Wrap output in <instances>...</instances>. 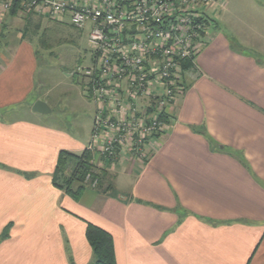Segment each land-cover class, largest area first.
Returning a JSON list of instances; mask_svg holds the SVG:
<instances>
[{
	"label": "crops",
	"instance_id": "crops-1",
	"mask_svg": "<svg viewBox=\"0 0 264 264\" xmlns=\"http://www.w3.org/2000/svg\"><path fill=\"white\" fill-rule=\"evenodd\" d=\"M215 8L166 132L143 160L94 154L100 186L74 198L52 174L61 150L91 142L95 104L77 84L84 127L53 120L62 97L37 76L27 36L29 22L51 18L0 7V264H92L88 222L111 234L116 264H264V24H230L236 8L264 14V0ZM36 100L50 111L32 110Z\"/></svg>",
	"mask_w": 264,
	"mask_h": 264
},
{
	"label": "built area",
	"instance_id": "built-area-1",
	"mask_svg": "<svg viewBox=\"0 0 264 264\" xmlns=\"http://www.w3.org/2000/svg\"><path fill=\"white\" fill-rule=\"evenodd\" d=\"M224 0H22L26 11L88 30L91 56L82 75L95 104L86 147L113 162L121 150L144 158V147L166 132L163 114L183 93L184 73L208 40V27ZM12 0H0L9 10ZM190 61L191 69L182 63ZM86 184L97 178L87 173Z\"/></svg>",
	"mask_w": 264,
	"mask_h": 264
},
{
	"label": "rangeland",
	"instance_id": "rangeland-1",
	"mask_svg": "<svg viewBox=\"0 0 264 264\" xmlns=\"http://www.w3.org/2000/svg\"><path fill=\"white\" fill-rule=\"evenodd\" d=\"M255 4L258 6L256 2ZM236 10L238 11L235 15L230 17V24L235 31L238 29L243 32L261 29V24H264L263 13L258 10L248 13L243 8H236ZM66 20L58 22L55 19L42 17L38 22L28 26L27 36L34 45V51L38 56L37 76L39 78L47 77L51 93L62 97L54 105L53 120L58 125H67L71 129L77 130L84 127L85 119L83 112H80L83 107L82 102L77 99L76 95L79 90L78 86L83 91L85 90L86 80L82 78V75H76V82H72V79L68 78L66 74L73 71L78 65H88L91 60V51L87 43L88 30L75 29ZM96 173L98 174L99 171ZM90 178L88 177L83 183L86 184ZM99 179L100 177L97 178L95 187L100 186Z\"/></svg>",
	"mask_w": 264,
	"mask_h": 264
},
{
	"label": "trees",
	"instance_id": "trees-1",
	"mask_svg": "<svg viewBox=\"0 0 264 264\" xmlns=\"http://www.w3.org/2000/svg\"><path fill=\"white\" fill-rule=\"evenodd\" d=\"M12 1V5L9 8L11 13H15L18 9H24L21 3L22 0ZM30 25L33 24L29 22L27 30ZM191 67L192 64L189 60L182 63V69L185 71L191 69ZM163 115L168 121L167 114ZM96 171H99V173L97 174ZM87 173L92 174V178H98L101 174V171L93 163L91 151L85 148L81 153L75 154L61 150L52 174V183L76 198L86 185L83 182ZM8 230L9 225H6L0 234V240L8 236ZM85 238L94 255L92 264H116L112 236L108 231L88 222L85 229Z\"/></svg>",
	"mask_w": 264,
	"mask_h": 264
},
{
	"label": "water",
	"instance_id": "water-1",
	"mask_svg": "<svg viewBox=\"0 0 264 264\" xmlns=\"http://www.w3.org/2000/svg\"><path fill=\"white\" fill-rule=\"evenodd\" d=\"M32 110L40 113H46L49 112L50 109L48 106L41 100H36L32 105Z\"/></svg>",
	"mask_w": 264,
	"mask_h": 264
}]
</instances>
